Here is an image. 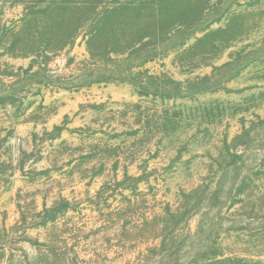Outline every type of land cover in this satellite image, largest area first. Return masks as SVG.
<instances>
[{
  "label": "rangeland",
  "instance_id": "rangeland-1",
  "mask_svg": "<svg viewBox=\"0 0 264 264\" xmlns=\"http://www.w3.org/2000/svg\"><path fill=\"white\" fill-rule=\"evenodd\" d=\"M0 264H264V0H0Z\"/></svg>",
  "mask_w": 264,
  "mask_h": 264
}]
</instances>
